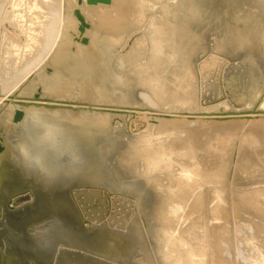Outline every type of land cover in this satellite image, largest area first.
<instances>
[{"label":"rangeland","instance_id":"374dc122","mask_svg":"<svg viewBox=\"0 0 264 264\" xmlns=\"http://www.w3.org/2000/svg\"><path fill=\"white\" fill-rule=\"evenodd\" d=\"M49 1L46 48L16 57L29 56L33 72L0 76V109L9 118L21 111L28 133L7 135L22 156L2 182L14 213L0 225L7 263L264 264V0H212L198 11L181 0ZM75 9L88 23L87 44L74 38ZM5 12L0 29L25 49V32L37 39L38 28L23 18L20 30ZM97 35L105 53L87 56ZM246 39L255 41L247 60L238 50ZM32 82L38 99L15 97ZM49 124L53 135L42 133ZM39 134L63 149L58 161L47 147V177L37 173ZM37 208L46 209L43 221Z\"/></svg>","mask_w":264,"mask_h":264},{"label":"bare ground","instance_id":"6f19581e","mask_svg":"<svg viewBox=\"0 0 264 264\" xmlns=\"http://www.w3.org/2000/svg\"><path fill=\"white\" fill-rule=\"evenodd\" d=\"M88 2H97V1H100V0H95V1H91V0H87ZM101 1H104V2H107V1H109V0H101ZM229 0H223V1H220L219 2V4H217V6L216 7H222V6H224L227 2H228ZM230 1H232V0H230ZM235 2H236V0H234ZM212 2V0H181L180 1V4L183 6V7H185L188 11H198V10H202V9H205V8H208V7H212L213 5V3H211ZM239 2H244V0H242V1H239ZM10 3V6L11 7H9V9L10 10H6V12H5V9H7V4H9ZM236 4H237V2H236ZM253 9V12L254 13H258V12H260L261 11V8H256V7H252ZM264 9V8H263ZM51 11H55V4H53V3H51L49 0H0V15L1 14H3L4 12L7 14V12H10V14H12L11 16H10V18H11V21H12V23L14 24V25H17V27H19V29L21 30L22 28L24 29V27H23V24H25V23H29L30 22V25H31V27H34V28H38V36H37V39H36V36H35V38H34V36H33V32H29V31H27V32H25V36H26V39H29V41L27 40V43H26V46H25V49L24 48H22L21 46H19L18 45V42L19 41H17L14 37H12V36H7V34H6V32H4L3 30H1L0 29V33L3 31V33L0 35V76L1 75H3V78L2 79H4V80H6V79H8L9 77L8 76H10L11 78H12V80H15L16 81V73L18 72V71H24V72H29V71H31V72H33V67H32V61L30 62L29 60H27V58H29V56H27L26 55V57L27 58H22L23 60L21 61V60H17V56H19L20 54H22V49L23 50H29V51H26V53L25 54H28V55H31L30 56V58L32 57V53H30L31 51L30 50H32V48H34L33 49V51H35V52H39V53H42V51H44V49L46 48V40L47 39H49L50 38V36H51V32H50V26L52 25H50L49 26V23L50 22H53V21H51L50 19H51V17H50V12ZM4 16V15H3ZM74 16H75V18L79 21L78 22V25H77V30H78V34L76 35V37H74V38H76V40L77 41H79L80 43H82V44H87L88 43V38H87V36L86 35H83V32H84V28L85 27H87L88 26V23L84 20V18H83V15L77 10V9H75L74 10ZM23 18L24 19H26V20H28L29 22H25V20L24 21H22L23 20ZM173 18H175V17H173ZM20 19H22L21 21H20ZM155 19H157V16H155ZM155 21H157V20H155ZM23 22H25V23H23ZM27 26V25H26ZM48 26H49V28H48ZM31 27L29 28V30L31 29ZM39 27H40V29H39ZM26 31V30H25ZM37 32V31H36ZM37 35V34H36ZM100 36L99 35H97V36H93L92 37V42H90V46L89 47H87L86 49H85V53L87 54V56H89V55H92V54H94L95 53V51L97 52V51H100V49L102 48V51H103V46L100 44ZM250 40V41H249ZM248 41V42H247ZM244 43H245V45H243V46H241V47H239L240 49H238V50H243L244 51V54H243V57L247 60V59H250L251 57L253 58V56H254V54H255V49L252 47V45L254 44L255 45V41H253L252 39H246L245 41H244ZM24 44V43H23ZM247 44V45H246ZM21 45V44H20ZM34 45H35V47H34ZM23 46V45H22ZM104 47H106V46H104ZM254 47H256V46H254ZM36 49V50H35ZM64 50V49H63ZM106 50V49H105ZM104 50V51H105ZM100 52V53H105L104 51L103 52ZM34 52V53H35ZM63 52V51H62ZM58 53H59V50H58ZM57 52L55 53V54H58ZM96 54V53H95ZM94 54V55H95ZM35 55V54H34ZM56 56V55H55ZM59 56V55H58ZM102 55L100 54V56H98L97 57V60H98V58L99 57H101ZM17 57V58H16ZM20 57V56H19ZM22 57V56H21ZM92 57V56H91ZM94 58V60H95V56H93ZM105 57V56H104ZM103 58V57H102ZM33 59V58H32ZM58 59V58H57ZM63 59V58H62ZM92 59V58H91ZM105 59V58H104ZM103 59V60H104ZM29 61V62H27V64H26V62H24V61ZM35 60V59H34ZM60 60V59H59ZM86 60H88V62H89V59L87 58ZM103 60H99L100 62L101 61H103ZM91 61H93V60H90V63H91ZM99 61H97V62H99ZM59 62H61V61H59ZM88 62H87V64H88ZM64 63H65V61H64ZM63 64V63H62ZM93 64V63H92ZM95 64V63H94ZM254 63L252 62V65H253ZM96 65V64H95ZM90 66V65H89ZM92 66V68H91V70L93 71V65H91ZM108 67V66H107ZM46 68V67H45ZM48 69H51L50 67H47ZM90 68V67H89ZM95 69H96V67H94ZM90 70V71H91ZM95 72V71H94ZM96 74V73H95ZM104 74H106V73H104ZM27 75H29V73L27 74ZM89 75V74H88ZM92 76L94 75V74H91ZM103 75V74H102ZM100 76V78L102 77V79H103V77H105V75H103V76ZM110 75V74H109ZM4 76H6V77H8V78H4ZM97 77V76H96ZM107 77H109V76H106V78ZM106 78H104V80L103 81H105V79ZM114 78V77H113ZM92 79H94V78H92ZM99 79V78H98ZM116 80V79H115ZM92 81V80H91ZM102 81V82H103ZM114 81V80H113ZM97 82V81H96ZM99 82V81H98ZM97 82V83H98ZM101 82V83H102ZM0 83H1V85H2V82L0 81ZM109 83V82H108ZM114 83V82H113ZM32 84L33 85H30V84H27L25 87L27 88V90H25L24 92L23 91H16L15 93H17V94H15L14 93V95H15V97H23V98H28V99H38L40 96H39V90H38V88L36 89V87H35V83L34 82H32ZM99 84V83H98ZM110 84V83H109ZM111 84H112V82H111ZM25 85V84H24ZM24 85H22V87L24 86ZM115 85V84H114ZM113 85V86H114ZM12 86H17V84L16 83H12ZM87 87V86H86ZM88 87H90V85L88 86ZM19 89H21V87L19 88ZM14 90V89H13ZM90 91V90H89ZM2 106V105H1ZM5 106V105H4ZM3 106V107H4ZM1 108L0 109V121H1V123H2V127H3V129H2V131H1V140H0V171H3V174L5 175L4 177H2L1 176V178H0V225H1V228L3 227L4 228V221L5 220H8V221H10V220H12L13 219V217H14V213H13V211L11 212L10 211V213L8 212V206L6 205V198H7V195H8V193L9 192H11V191H8V190H10V189H8L7 188V190H5V188H4V190L2 189V182L4 181V179L5 178H7V179H9V168H8V166L9 167H11V165H13V167H15L16 165H18V163L20 162V158L22 157H20L19 156V152L18 151H16L15 149L16 148H14L12 145H11V142H10V140H9V138H8V133H10V132H14L16 135H18L19 134V132H21V134H20V136L21 137H27L28 136V133H26V131L24 132V130L22 129V125L20 124V118H21V111H19V110H17L16 112H15V114H14V117L13 116H10V118L8 117V116H6L7 115V113L4 111V110H7L5 107L4 108ZM35 114V112L34 111H32V112H30V116L31 117H33V115ZM34 118V117H33ZM30 120V119H29ZM42 123V122H41ZM45 124H47L46 122H44ZM42 125V124H41ZM44 126L45 127H47V129L49 130H44L43 128H44ZM43 128H41L42 130V133L45 131V133H46V135H48V133H50L51 135H53V133H51L52 132V128H51V126H50V124H49V126H46V125H43L42 126ZM50 127V128H49ZM52 127H54V126H52ZM55 128V127H54ZM23 133V134H22ZM43 135V134H42ZM41 135V137H40V134L38 135V137L41 139V140H43V145L45 146V147H42V152L44 153V154H47V153H49V151H48V149H47V147L48 148H51V153L55 156V158L56 159H58V161H61V159H62V157H63V155H61L60 153L59 154H57V152H56V150L57 149H59V151L61 152V151H63V149L60 147V146H57L56 147V142H57V140H55V139H48V138H46L47 140H45V137L44 136H42ZM50 136V135H49ZM54 138V137H53ZM64 139V138H63ZM45 140V141H44ZM21 141V140H20ZM19 141V142H20ZM66 141V140H65ZM113 143V142H112ZM13 144V143H12ZM63 144H64V142H63ZM59 145V144H58ZM61 145V144H60ZM64 146H66V145H64ZM57 148V149H56ZM19 149V148H18ZM29 149V148H28ZM54 150H55V152H54ZM20 151V150H19ZM92 150H90V152H91ZM30 152V151H29ZM28 152V153H29ZM74 153H76V151L74 152ZM21 155V154H20ZM106 158V157H105ZM104 158V160H105V162H106V159ZM60 159V160H59ZM74 159H78V158H74ZM47 163H49V162H47L46 160H44L43 162H41V164H42V169H41V172H37L38 174H40V175H44V176H49V174H50V171L48 170V165H47ZM76 163V162H75ZM99 164L102 166H105L104 165V163H103V161H102V159H100V161H99ZM106 164V163H105ZM28 166V165H27ZM71 167H69V168H71L72 169V167L73 168H77V166H75V165H70ZM12 168V167H11ZM67 168V167H66ZM6 170V171H5ZM61 171V170H60ZM2 174V173H1ZM2 174V175H3ZM22 174V173H21ZM77 174V169H74V172H69V174L68 173H66V174H64L60 179H59V181H57L58 183H57V187H59V186H61V183H62V185H63V181H66V180H69V179H72V177H74L75 175ZM11 176H12V174H11ZM17 177V176H16ZM78 177V176H77ZM98 177H100V174L98 175ZM32 178V177H31ZM22 179V178H21ZM34 179V178H33ZM13 180V179H12ZM14 180H17V178H15ZM18 181V180H17ZM51 181V180H50ZM4 182H6V181H4ZM11 182V181H10ZM24 182V181H23ZM33 182V181H32ZM60 183V184H59ZM11 184V183H10ZM14 184H15V182H14ZM13 184V185H14ZM23 184V183H22ZM35 184V183H34ZM54 184V183H53ZM56 184V183H55ZM49 186V185H48ZM64 186V185H63ZM14 187V186H13ZM21 186H20V184L17 182V189H19ZM52 187V186H51ZM37 188V187H36ZM56 188V187H55ZM64 189V188H63ZM63 189H61L60 188V190H63ZM41 190H43L42 188H41ZM58 190V189H57ZM41 192V191H40ZM46 192H48V189L46 190ZM52 192V191H51ZM54 192V191H53ZM14 193V192H13ZM35 193H36V191H35ZM50 193V192H49ZM55 193H56V191H55ZM54 193V194H55ZM57 193H58V191H57ZM36 194H38V193H36ZM36 194H34V195H36ZM42 194V193H41ZM63 194H64V192H63ZM53 195V194H52ZM51 195V196H52ZM61 195H62V193H61ZM39 196H41V195H39ZM38 196V197H39ZM42 197V196H41ZM44 197V196H43ZM64 197V196H63ZM48 198V197H47ZM46 198V199H47ZM51 198V197H50ZM49 198V199H50ZM53 198H56V196L55 197H53ZM69 198V197H68ZM198 198H199V196L197 195V196H195L194 198H192V201L189 203V208H190V210H195V209H197V204H198ZM8 199V198H7ZM15 199H17V198H15ZM14 199V200H15ZM41 199V198H40ZM52 199V198H51ZM59 198H57V200H58ZM64 199H65V197H64ZM67 199V198H66ZM56 200V199H55ZM54 200V201H55ZM62 200V199H61ZM16 201V200H15ZM40 201V200H39ZM47 201V200H46ZM64 201V200H63ZM66 201V200H65ZM11 202H13V204H14V201H11ZM43 202H44V200H43ZM50 202V201H49ZM59 202V201H58ZM43 204V203H42ZM51 204H52V202H51ZM66 204V203H65ZM53 205V204H52ZM55 205V204H54ZM36 206V205H35ZM40 206H42V205H40ZM45 206V205H44ZM43 206V207H44ZM61 206H62V204H61ZM60 206V207H61ZM37 207H39V206H37ZM47 207V206H46ZM49 207V206H48ZM52 207V206H51ZM65 207H67L66 205H65ZM35 208V207H34ZM59 208V207H58ZM63 208V207H62ZM10 209V208H9ZM61 209V208H60ZM35 210V209H34ZM43 210H45L46 211V209L45 208H37V212H40L41 213V211H43ZM59 210V209H58ZM63 211V210H62ZM26 212V211H25ZM59 212V211H58ZM60 213H62V212H60ZM59 213V214H60ZM68 213H72L71 211H69ZM68 213H66V214H68ZM46 214H47V212H43V213H41V214H38V216L40 217L39 219H41V221H43V219H44V217L46 216ZM58 214V213H57ZM17 215V214H16ZM65 215V214H64ZM63 215V216H64ZM18 216V215H17ZM37 216V215H36ZM66 216H69V215H66ZM16 217V216H15ZM23 217V216H22ZM29 217V216H28ZM66 218V217H65ZM5 219V220H4ZM22 219V218H21ZM24 219V218H23ZM25 219H27V218H25ZM31 219H33V218H31ZM39 219H37V220H39ZM61 219V218H60ZM68 219V218H67ZM72 219V218H71ZM63 220V219H62ZM75 220V219H74ZM73 220V221H74ZM17 221V220H16ZM30 221H33V220H30ZM65 221H67V220H65ZM76 221V220H75ZM18 222V221H17ZM15 223V222H14ZM27 223V222H26ZM32 223V222H31ZM64 224V223H63ZM8 225V224H7ZM22 225H26V224H22ZM31 225V224H30ZM65 225V224H64ZM6 227H8V226H6ZM12 227V226H11ZM22 227V226H21ZM60 227V226H59ZM64 227V226H63ZM1 228H0V233H1ZM67 228V227H66ZM20 229V228H19ZM14 230V229H13ZM16 231V230H15ZM18 231V230H17ZM67 231V230H66ZM62 233L65 237H66V232H64V231H62L61 229H59V233ZM11 233V232H10ZM187 232H185V234H186ZM2 234V233H1ZM13 234V233H12ZM188 234V233H187ZM17 236V235H16ZM20 236V235H19ZM18 236V237H19ZM0 237H1V235H0ZM14 237V236H13ZM16 238V237H15ZM0 241L2 242L3 240H1L0 239ZM10 241V240H9ZM194 241V240H193ZM226 240L224 239V241L223 242H225ZM11 242V241H10ZM196 242V241H195ZM194 242V243H195ZM219 242H222V239H220V241ZM1 244V243H0ZM15 244V243H14ZM189 244H191V243H189ZM225 244V243H224ZM16 245V244H15ZM195 245V244H194ZM191 246V247H195V246ZM220 245H223V244H221L220 243ZM2 246V245H1ZM8 246V245H7ZM18 246V245H17ZM200 247H202L201 245H199ZM4 247V246H3ZM9 247V246H8ZM14 247V246H13ZM187 247H188V245H187ZM190 246L188 247V248H191ZM200 247H197V248H200ZM204 248V247H203ZM5 247L2 249L1 247H0V264H6L8 261H9V257H12V255L13 254H11L10 253V251H6L8 254H5ZM132 249V248H131ZM191 249H193V248H191ZM9 250V249H8ZM12 250V249H11ZM19 250V249H18ZM197 250V249H196ZM199 250V249H198ZM200 250H201V248H200ZM199 250V251H200ZM204 251L206 250V249H203ZM16 251V250H15ZM202 251V250H201ZM128 253V252H127ZM194 253H195V251H194ZM198 253V252H197ZM196 253V254H197ZM204 253V252H203ZM15 254H16V252H15ZM21 254V256H26V255H28V254H24L21 250L19 251V253H18V255H20ZM112 254V253H111ZM198 255V254H197ZM201 255V254H200ZM204 255V254H203ZM205 255H206V253H205ZM204 255V256H205ZM28 257V256H27ZM32 257V256H31ZM35 257V256H34ZM82 257V256H81ZM16 258V257H15ZM36 258V257H35ZM11 259V258H10ZM25 259V258H24ZM22 260V259H21ZM88 260V259H87ZM11 261H13L14 262V260H11ZM24 261V260H23ZM29 262V261H28ZM55 262V261H54ZM34 263L36 264V262L34 261ZM7 264H9V263H7ZM14 264H18V262H17V260L15 261V263ZM37 264H39V263H37Z\"/></svg>","mask_w":264,"mask_h":264},{"label":"water","instance_id":"95a60500","mask_svg":"<svg viewBox=\"0 0 264 264\" xmlns=\"http://www.w3.org/2000/svg\"><path fill=\"white\" fill-rule=\"evenodd\" d=\"M91 1H95V0H91ZM101 1V0H100ZM218 26H215V28H217ZM244 52V51H243ZM257 56H263V54L262 55H257ZM256 58V60H257V57H255ZM263 58H264V56H263ZM258 64V63H257ZM50 158H51V156L49 155V154H44V158H42V157H38V162L37 163H39V162H42L43 160H46L47 162H49V163H52V162H50ZM25 163V162H24ZM28 165V164H27ZM33 166V165H32ZM52 225V228L53 227H56V224H51ZM50 226V225H49ZM52 228H50V230L52 229ZM67 237V236H66ZM65 237V238H66ZM67 239V238H66ZM68 240V239H67ZM69 241V240H68Z\"/></svg>","mask_w":264,"mask_h":264}]
</instances>
